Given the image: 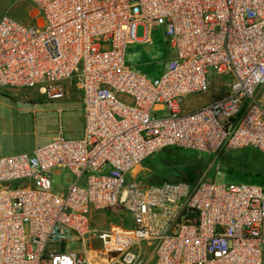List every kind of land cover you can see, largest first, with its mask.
Listing matches in <instances>:
<instances>
[{
    "label": "built area",
    "instance_id": "1",
    "mask_svg": "<svg viewBox=\"0 0 264 264\" xmlns=\"http://www.w3.org/2000/svg\"><path fill=\"white\" fill-rule=\"evenodd\" d=\"M27 1L39 23L0 16V87L56 99L73 78L83 127L66 137L59 126L29 152L0 155V264H140L141 242L154 244L151 264H264L263 185L128 177L166 147L264 154V0ZM155 27L172 54L148 76L125 64L124 51L149 43ZM213 74L228 80L187 109ZM56 168L72 182L54 191ZM116 205L131 227L93 224Z\"/></svg>",
    "mask_w": 264,
    "mask_h": 264
},
{
    "label": "rangeland",
    "instance_id": "2",
    "mask_svg": "<svg viewBox=\"0 0 264 264\" xmlns=\"http://www.w3.org/2000/svg\"><path fill=\"white\" fill-rule=\"evenodd\" d=\"M2 14L28 25L40 22L37 10L27 0H0V16ZM135 33L136 37H142L144 25L138 24ZM149 36V43L134 42L126 46L124 62L148 76H157L162 72L172 51L161 27H155ZM213 75L207 93L193 94L185 98L187 109L209 102L228 80L226 76ZM63 86L65 95L56 99L48 98L38 87H0V155L29 152L50 139L59 126L66 137L81 135L83 116L80 91L73 78L64 81ZM178 154L193 155L196 168L187 172L178 170L176 175L168 174L184 162V157ZM56 170L57 172L52 174L54 191L65 189L72 182L69 170ZM160 176L183 178L191 184L216 176L219 182L244 181L264 185V154L249 148L218 154L169 149L160 151L141 165L135 166L128 174L129 178L140 183L158 181ZM93 221L100 228L112 225L131 227V220L121 205L102 210L94 216ZM95 246H98V242L92 241L91 247ZM66 247L70 250H81L79 242L76 241H68ZM135 249L139 253L140 264L152 263L155 253L153 243L141 242Z\"/></svg>",
    "mask_w": 264,
    "mask_h": 264
},
{
    "label": "trees",
    "instance_id": "3",
    "mask_svg": "<svg viewBox=\"0 0 264 264\" xmlns=\"http://www.w3.org/2000/svg\"><path fill=\"white\" fill-rule=\"evenodd\" d=\"M169 149L178 150V151H193V150H185V149H181V148H177V147H166V148H163L160 151H162V152L164 151L165 152L166 150H169ZM249 149H252L254 151H257V150H255L253 148H249ZM160 151H158V152H160ZM158 152L154 153L150 157L155 156ZM257 152H259V151H257ZM261 154H263V153H261ZM178 155L181 156V157H184V158H182V161H184V162L180 163L175 168L176 169L175 171L174 170H171L168 174L176 175V173H177L176 171H178V170H182L184 172H187V171H190V170L193 171L196 168L195 162L193 161L194 160L193 159V157H194L193 155H188V156H185L184 154H178ZM150 157H148L147 159H149ZM183 165H185L186 167L183 166ZM164 180H185V179H183V178H167L166 176H160V178H159L158 181H153V182H149V183H157V182H161V181H164ZM231 180H233V179H231ZM261 185H263V184H261Z\"/></svg>",
    "mask_w": 264,
    "mask_h": 264
},
{
    "label": "crops",
    "instance_id": "4",
    "mask_svg": "<svg viewBox=\"0 0 264 264\" xmlns=\"http://www.w3.org/2000/svg\"><path fill=\"white\" fill-rule=\"evenodd\" d=\"M99 213V212H98ZM98 213H96L94 216H96ZM93 219H94V217H93ZM93 219H92V221H93ZM93 224H94V221H93ZM95 225V224H94Z\"/></svg>",
    "mask_w": 264,
    "mask_h": 264
}]
</instances>
